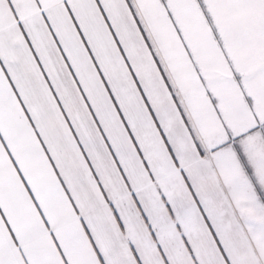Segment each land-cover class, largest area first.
Instances as JSON below:
<instances>
[{
  "label": "snow or ice",
  "instance_id": "1",
  "mask_svg": "<svg viewBox=\"0 0 264 264\" xmlns=\"http://www.w3.org/2000/svg\"><path fill=\"white\" fill-rule=\"evenodd\" d=\"M0 264H264V0H0Z\"/></svg>",
  "mask_w": 264,
  "mask_h": 264
}]
</instances>
